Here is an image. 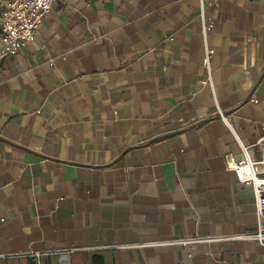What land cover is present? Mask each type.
I'll return each instance as SVG.
<instances>
[{"label":"crops","instance_id":"0c3cea01","mask_svg":"<svg viewBox=\"0 0 264 264\" xmlns=\"http://www.w3.org/2000/svg\"><path fill=\"white\" fill-rule=\"evenodd\" d=\"M204 16L211 84L198 0H57L0 59V264H264L222 238L255 228L227 167L264 157V0Z\"/></svg>","mask_w":264,"mask_h":264},{"label":"built area","instance_id":"2783aa9c","mask_svg":"<svg viewBox=\"0 0 264 264\" xmlns=\"http://www.w3.org/2000/svg\"><path fill=\"white\" fill-rule=\"evenodd\" d=\"M57 0H0V59L14 56L19 50L35 37L38 25L47 16ZM205 0H198L199 17L201 20L200 34L205 53V66L208 70L207 82L211 84L209 72V56L212 49L206 44L207 33L212 29L213 23L205 19ZM223 119L221 110H218ZM236 137V135H235ZM242 158L228 166L227 169L235 172L238 182L248 185L253 191L255 214V228L250 232L224 236L222 238H243L264 244V157L255 159L251 154L252 145H244L236 137ZM263 139L260 138V140ZM212 237L178 238L161 244H188ZM82 249L67 248L65 251L74 252ZM64 251V252H65Z\"/></svg>","mask_w":264,"mask_h":264},{"label":"water","instance_id":"95a60500","mask_svg":"<svg viewBox=\"0 0 264 264\" xmlns=\"http://www.w3.org/2000/svg\"><path fill=\"white\" fill-rule=\"evenodd\" d=\"M174 133H176V132H173L172 134H174ZM172 134L169 133V134H166V135H163V136L156 137V138H154L153 140H151L150 142H153V141H155V140H158V139H160V138H163V137H166V136H168V135H172ZM0 139H1V140H5V139H3L2 137H0ZM122 155H123V154H122ZM122 155H121V156H122ZM121 156H119V157H121ZM118 159H119V158H117L115 161H117ZM115 161H114V162H115ZM114 162H113V163H114Z\"/></svg>","mask_w":264,"mask_h":264}]
</instances>
